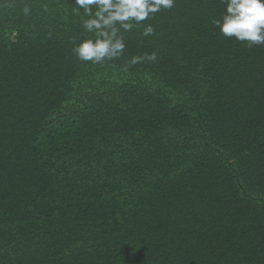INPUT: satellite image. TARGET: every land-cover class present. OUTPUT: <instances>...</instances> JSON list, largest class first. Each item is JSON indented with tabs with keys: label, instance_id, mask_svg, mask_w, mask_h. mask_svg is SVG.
Instances as JSON below:
<instances>
[{
	"label": "trees",
	"instance_id": "1",
	"mask_svg": "<svg viewBox=\"0 0 264 264\" xmlns=\"http://www.w3.org/2000/svg\"><path fill=\"white\" fill-rule=\"evenodd\" d=\"M75 7L0 0V264H264V46L175 0L82 62Z\"/></svg>",
	"mask_w": 264,
	"mask_h": 264
},
{
	"label": "clouds",
	"instance_id": "2",
	"mask_svg": "<svg viewBox=\"0 0 264 264\" xmlns=\"http://www.w3.org/2000/svg\"><path fill=\"white\" fill-rule=\"evenodd\" d=\"M225 11L213 21L221 35L246 43L264 46V0H221ZM77 14L83 10L85 32L91 36L76 44L72 52L78 60L104 64L124 54L123 33L142 27L141 35H153L155 29L144 21L162 9L174 7L175 0H74ZM29 13V8H24ZM156 53L134 56L130 64L142 60H156Z\"/></svg>",
	"mask_w": 264,
	"mask_h": 264
}]
</instances>
